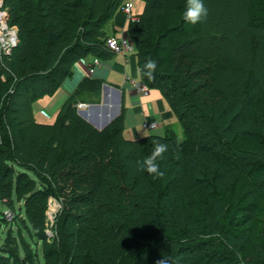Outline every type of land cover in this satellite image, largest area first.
Masks as SVG:
<instances>
[{
    "label": "trees",
    "instance_id": "1",
    "mask_svg": "<svg viewBox=\"0 0 264 264\" xmlns=\"http://www.w3.org/2000/svg\"><path fill=\"white\" fill-rule=\"evenodd\" d=\"M142 1L126 38L137 70L157 61L140 82L160 91L177 124L126 140L123 108L102 129L78 114L81 94L99 96L97 77L53 122L31 108L78 60L113 54L105 39L121 0H3L17 43L0 51V203L23 204L44 264H264V17L225 36L185 22L186 0ZM152 139L168 145L162 178L137 167ZM52 198L61 209L48 240ZM0 252V264H14L9 240Z\"/></svg>",
    "mask_w": 264,
    "mask_h": 264
},
{
    "label": "rangeland",
    "instance_id": "2",
    "mask_svg": "<svg viewBox=\"0 0 264 264\" xmlns=\"http://www.w3.org/2000/svg\"><path fill=\"white\" fill-rule=\"evenodd\" d=\"M122 3L132 4L133 17H138L144 8L142 0H121ZM205 7L208 9L207 19L204 20L207 30L212 33H220L225 36H231L236 33L245 20H253L257 17H264V0H203ZM140 11L139 15H135ZM129 23V21H128ZM4 25L7 26L4 33ZM16 36L14 28H9L7 25V10L3 7V0H0V51L9 52L16 45L17 39L12 40ZM239 38L234 39L236 45L234 47L239 51H243L242 40L243 35L239 34ZM264 44V37H262ZM149 93H157L156 97L161 96L157 88L147 89L145 95ZM155 96V95H154ZM159 96V98H160ZM42 109L50 115L45 114ZM57 110L52 109V105L48 104L42 107L38 100L32 104V112L38 122H53ZM173 122L175 120H172ZM130 124V126H129ZM146 124V123H145ZM172 124L170 121H165L164 125ZM174 124V123H173ZM177 126V125H176ZM132 129H135L139 138L146 135H162L163 129L147 130L142 123L136 119H125L124 139L133 140ZM178 139H182L181 127L178 125L174 128ZM21 207V209H20ZM13 209L8 208L0 203V212L3 213L5 223L0 225V248L3 247L5 241L9 240V244L15 250L14 264H44L43 257V240L39 239L35 231L30 226L23 210V204L17 201L13 204ZM61 209L59 200L52 198L47 209V224L46 235L48 240L54 235L53 225ZM1 255V252H0ZM20 260V261H19Z\"/></svg>",
    "mask_w": 264,
    "mask_h": 264
},
{
    "label": "crops",
    "instance_id": "3",
    "mask_svg": "<svg viewBox=\"0 0 264 264\" xmlns=\"http://www.w3.org/2000/svg\"><path fill=\"white\" fill-rule=\"evenodd\" d=\"M139 13L140 11L135 15H139ZM127 25L128 21L124 14L117 12L108 29L110 30V27H112L116 30L114 34H122L126 37ZM94 58L92 55H87L75 62L72 66L71 76L66 78L53 94L37 99L42 104V107L51 104L52 109L57 110V114L62 104L77 89L83 79L97 77L103 81L99 96L84 92L80 95L78 101V104H82V106L80 109L77 108L78 111L85 113V118L81 117L95 128L101 129L103 125H107L119 115L122 108L124 109L123 136L125 119H136L139 123H142L143 127L145 123L155 122L158 124L157 128H162L163 130L166 126L164 125L165 121L177 124L172 121L175 119L170 114L168 104L162 96L159 95L160 98L159 96L157 98V93H149L145 95L144 99L145 92L139 93L130 84L132 80L140 82L135 58L132 54H112L107 59L99 58L101 65L93 74H90L88 66L93 62ZM42 111L49 115L45 109H42ZM132 132L133 139L137 138L135 129H132Z\"/></svg>",
    "mask_w": 264,
    "mask_h": 264
},
{
    "label": "clouds",
    "instance_id": "4",
    "mask_svg": "<svg viewBox=\"0 0 264 264\" xmlns=\"http://www.w3.org/2000/svg\"><path fill=\"white\" fill-rule=\"evenodd\" d=\"M208 9L205 7L203 0H186L183 20L190 24H197L207 19ZM157 68V61L152 58H147L144 65L137 71L139 74L148 79L154 78V73ZM152 151L142 160L137 161L138 170L147 172L154 178H162L164 172L161 170L160 162L164 159L165 153L168 151V145L162 143L159 139H152ZM156 264H171L169 258L158 260Z\"/></svg>",
    "mask_w": 264,
    "mask_h": 264
},
{
    "label": "built area",
    "instance_id": "5",
    "mask_svg": "<svg viewBox=\"0 0 264 264\" xmlns=\"http://www.w3.org/2000/svg\"><path fill=\"white\" fill-rule=\"evenodd\" d=\"M131 8H132V4L127 2V3H123L119 9L120 13L124 14L125 18L127 21L129 22H133L136 19V17L131 16ZM14 40V39H12ZM105 47L106 49L113 53V54H132L133 52V47L132 45L128 42L127 38L122 35V34H112L110 36H108L105 39ZM101 65V62L99 60V58L95 57L93 62L91 64H89L88 68H89V73L93 74L95 72V70ZM130 84L132 85V87H134L139 93H144L148 88L146 85L142 84L139 81H130ZM82 104H78L77 108H81ZM144 127L147 130H154L158 127V124L155 122L152 123H146L144 124Z\"/></svg>",
    "mask_w": 264,
    "mask_h": 264
},
{
    "label": "water",
    "instance_id": "6",
    "mask_svg": "<svg viewBox=\"0 0 264 264\" xmlns=\"http://www.w3.org/2000/svg\"><path fill=\"white\" fill-rule=\"evenodd\" d=\"M4 27H5V28H4V32H6V28H7V26L4 25ZM13 39H17L15 35L13 36ZM78 114H79L80 116H82V117L85 118V113H83V112H81V111H78ZM105 126H106V125H103V126L101 127V129L104 128Z\"/></svg>",
    "mask_w": 264,
    "mask_h": 264
},
{
    "label": "bare ground",
    "instance_id": "7",
    "mask_svg": "<svg viewBox=\"0 0 264 264\" xmlns=\"http://www.w3.org/2000/svg\"><path fill=\"white\" fill-rule=\"evenodd\" d=\"M5 28V27H4ZM5 33V32H4ZM13 39V38H12Z\"/></svg>",
    "mask_w": 264,
    "mask_h": 264
}]
</instances>
